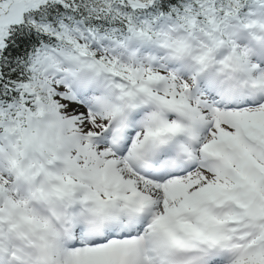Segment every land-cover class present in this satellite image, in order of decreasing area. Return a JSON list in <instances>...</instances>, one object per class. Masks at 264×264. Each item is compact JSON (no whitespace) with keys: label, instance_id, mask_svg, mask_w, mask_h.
<instances>
[{"label":"snow or ice","instance_id":"obj_1","mask_svg":"<svg viewBox=\"0 0 264 264\" xmlns=\"http://www.w3.org/2000/svg\"><path fill=\"white\" fill-rule=\"evenodd\" d=\"M0 264H264V0H0Z\"/></svg>","mask_w":264,"mask_h":264}]
</instances>
